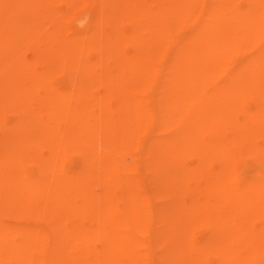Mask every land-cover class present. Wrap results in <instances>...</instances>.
Wrapping results in <instances>:
<instances>
[{"label":"bare ground","instance_id":"1","mask_svg":"<svg viewBox=\"0 0 264 264\" xmlns=\"http://www.w3.org/2000/svg\"><path fill=\"white\" fill-rule=\"evenodd\" d=\"M241 1L0 0V264H264V0Z\"/></svg>","mask_w":264,"mask_h":264},{"label":"clouds","instance_id":"2","mask_svg":"<svg viewBox=\"0 0 264 264\" xmlns=\"http://www.w3.org/2000/svg\"><path fill=\"white\" fill-rule=\"evenodd\" d=\"M90 19V15L85 12L84 14H82L77 20H76V27L79 28V29H84L86 28L87 24H88V21ZM96 151L98 153H102L104 151V147H103V144L102 142H97V145H96Z\"/></svg>","mask_w":264,"mask_h":264},{"label":"rangeland","instance_id":"3","mask_svg":"<svg viewBox=\"0 0 264 264\" xmlns=\"http://www.w3.org/2000/svg\"><path fill=\"white\" fill-rule=\"evenodd\" d=\"M241 2H242V1L240 0V3H241ZM258 142L261 144V143H262V139L259 138V139H258ZM74 159H76V156L72 157V158H71V161H72V160L74 161ZM186 161H187L188 164L191 163V160H190L189 158H187ZM243 171H246V170H243ZM205 255H206V256H205V259H206V260H208L209 262L214 261V255H213L212 253L208 252V253H206Z\"/></svg>","mask_w":264,"mask_h":264}]
</instances>
